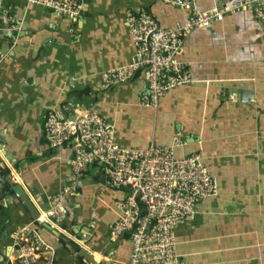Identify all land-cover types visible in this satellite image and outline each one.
Listing matches in <instances>:
<instances>
[{
	"label": "crops",
	"instance_id": "obj_1",
	"mask_svg": "<svg viewBox=\"0 0 264 264\" xmlns=\"http://www.w3.org/2000/svg\"><path fill=\"white\" fill-rule=\"evenodd\" d=\"M79 1L82 14L70 19L26 0H2L4 9L18 15L21 29L8 37L0 15V256L9 252L13 232L32 220L15 195L5 194L14 184L10 171L41 209L71 174V150L46 143L47 112L74 115L94 107L113 124L120 146L168 145L179 133L184 144L176 156L200 153L216 177L218 193L197 203L193 221L174 227L176 250L186 264H264V25L243 10L192 29L179 55L191 82L167 91L151 107L141 102L147 93L141 70L107 89L101 87L100 73L131 61L129 11L146 9L162 27L184 22L187 12L161 0ZM238 1L197 0L196 7L206 11ZM241 92L248 93L245 99ZM88 187L100 191L99 203L105 190L114 191L110 206L99 210L108 227L118 219L116 201L124 190L108 187L104 174L91 168L77 194L66 201L64 226L78 237L84 232L89 248L99 255L110 238L100 231L95 238L71 209L80 206V192L87 193ZM43 235L56 250L55 264H68L69 239L62 244V237L47 228ZM125 237L126 250L118 257L106 255V263L126 262L130 241Z\"/></svg>",
	"mask_w": 264,
	"mask_h": 264
},
{
	"label": "built area",
	"instance_id": "obj_2",
	"mask_svg": "<svg viewBox=\"0 0 264 264\" xmlns=\"http://www.w3.org/2000/svg\"><path fill=\"white\" fill-rule=\"evenodd\" d=\"M187 12L184 22L162 27L146 9L126 14L134 47L131 61L124 66L109 68L100 73L101 87L107 89L131 80L141 70L147 93L141 102L157 106L169 90L191 82L188 65L180 58L184 37L195 27L212 22L226 12L250 10L264 25V0H241L232 4L220 3L200 11L197 0H161ZM29 5H41L59 15L75 19L82 14L79 0H26ZM10 8V7H9ZM0 15L6 22L5 34L14 38L21 29L18 15L4 9L0 0ZM48 147H68L71 174L68 182L48 199V207L34 203L38 216L18 227L12 234L8 253L0 256V264H55L56 250L43 235L48 224L60 237L89 251L86 234H72L64 226L66 201L75 196L81 178L91 168L101 171L105 184L128 191L116 201L119 216L109 225L110 241L121 233L128 236L130 252L126 262L117 264H186L176 250L174 227L179 222H191L201 200L218 193L217 179L202 160L200 153L176 156L184 144L179 133L168 145L152 143L141 149L125 148L115 142L114 126L90 107L63 115L49 110L43 124ZM10 171L12 183L20 177ZM92 253V251H91ZM83 264H89L81 257ZM107 261V260H102Z\"/></svg>",
	"mask_w": 264,
	"mask_h": 264
},
{
	"label": "rangeland",
	"instance_id": "obj_3",
	"mask_svg": "<svg viewBox=\"0 0 264 264\" xmlns=\"http://www.w3.org/2000/svg\"><path fill=\"white\" fill-rule=\"evenodd\" d=\"M113 192L114 191L111 189L105 190L104 196H106V197L104 198V201H102V203H99L100 194H101L100 191L98 190L96 193H94V192H92L91 188L88 187L87 193H84V191L80 192L81 193L80 197H78V202H80V206L79 207L71 206L72 213H73V215L75 214V218H78V216L83 217L85 222H86L85 226L91 231V234L94 237L97 236L98 232L100 231L102 233V237L104 239L109 238L110 229L108 226L103 224L102 221L104 220L105 217L101 216L99 210H100V208L103 209L102 207L107 208L108 206H110V202L113 199H115L113 196ZM127 195H128V191L124 190V196H127ZM43 207L47 208L48 205L47 204L43 205ZM94 237L89 239V240H91L90 244H91L92 248H94L93 243H92ZM127 237L128 236L126 235L125 238H127ZM87 241H88V239H87ZM127 246H128V242H126L125 240H122V241L118 242L116 245H114L112 247V249H110L106 255H111L113 258H114V256L118 257V253H120V251L124 252L126 250ZM73 251H74L73 248L70 246L66 247V249H65V252L68 255V259H67L68 264H80V262L78 260H76L74 258V256H72Z\"/></svg>",
	"mask_w": 264,
	"mask_h": 264
},
{
	"label": "water",
	"instance_id": "obj_4",
	"mask_svg": "<svg viewBox=\"0 0 264 264\" xmlns=\"http://www.w3.org/2000/svg\"><path fill=\"white\" fill-rule=\"evenodd\" d=\"M244 92V91H242ZM241 92V98L245 99L248 93H242ZM1 166L3 167V165L1 164ZM9 183H12V180L10 179V175H9ZM11 193L12 195H15L22 203L23 205L29 210V212L31 213L32 217H37L38 216V212L37 209L34 205V203L32 202L29 194L27 193V191L24 189V187L22 186V184L20 183H14L13 185H9L8 189L5 190V194H9ZM44 226L51 230L53 233H55L56 235H58V232L54 229H51V227L48 224H44ZM58 237H60V235H58ZM125 237L124 233H121L116 239L112 240L102 251V255H106L108 253V251L110 249H112V247L114 245H116L118 242H120L123 238ZM63 240H65L64 237H62ZM72 247H75L74 243H71ZM76 256L79 257H84L89 264H110V263H106V262H102V261H96L93 254L91 253V251L83 248V247H78L77 248V252H76Z\"/></svg>",
	"mask_w": 264,
	"mask_h": 264
},
{
	"label": "bare ground",
	"instance_id": "obj_5",
	"mask_svg": "<svg viewBox=\"0 0 264 264\" xmlns=\"http://www.w3.org/2000/svg\"><path fill=\"white\" fill-rule=\"evenodd\" d=\"M92 254H93L96 261H102V260L107 259L106 255H102L101 252L99 253V255H97V254L93 253V251H92Z\"/></svg>",
	"mask_w": 264,
	"mask_h": 264
},
{
	"label": "trees",
	"instance_id": "obj_6",
	"mask_svg": "<svg viewBox=\"0 0 264 264\" xmlns=\"http://www.w3.org/2000/svg\"><path fill=\"white\" fill-rule=\"evenodd\" d=\"M5 171H7L6 168L2 169V172H5ZM60 242H61L62 244H65L64 240H61V239H60ZM88 243H89V242H88ZM89 245H91V244L89 243ZM91 248H92V247H91ZM75 259L78 260V261L80 262V264H83V262H82V260H81V257L76 256ZM55 263H56V262H55Z\"/></svg>",
	"mask_w": 264,
	"mask_h": 264
}]
</instances>
